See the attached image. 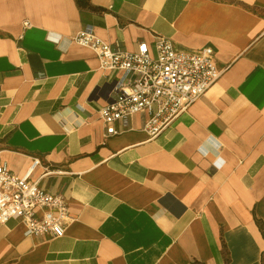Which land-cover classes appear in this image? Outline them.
Returning a JSON list of instances; mask_svg holds the SVG:
<instances>
[{
    "label": "crops",
    "instance_id": "crops-1",
    "mask_svg": "<svg viewBox=\"0 0 264 264\" xmlns=\"http://www.w3.org/2000/svg\"><path fill=\"white\" fill-rule=\"evenodd\" d=\"M0 0V159L66 197L65 236L0 221V264H264V0ZM30 21L31 25L25 26ZM156 35L228 69L164 133L107 136L116 77L74 37Z\"/></svg>",
    "mask_w": 264,
    "mask_h": 264
},
{
    "label": "built area",
    "instance_id": "built-area-1",
    "mask_svg": "<svg viewBox=\"0 0 264 264\" xmlns=\"http://www.w3.org/2000/svg\"><path fill=\"white\" fill-rule=\"evenodd\" d=\"M30 21L25 26H30ZM74 40L91 48L100 69L113 77L115 97L99 108L106 124V135L118 134L116 123L128 121L134 114H148L144 130L156 137L170 128L180 116L221 79L228 66L216 61L215 48L206 45L198 52H187L162 35L151 46L140 41L136 51H126L100 38L92 25L86 26ZM40 164L35 159L24 175L11 170L0 159V221H22L29 236H65L74 221L66 197L54 194L32 175Z\"/></svg>",
    "mask_w": 264,
    "mask_h": 264
},
{
    "label": "trees",
    "instance_id": "trees-1",
    "mask_svg": "<svg viewBox=\"0 0 264 264\" xmlns=\"http://www.w3.org/2000/svg\"><path fill=\"white\" fill-rule=\"evenodd\" d=\"M78 1H79V4L82 5V2L80 0H78ZM262 230H263V233H264V228H262ZM197 264H199V263H197Z\"/></svg>",
    "mask_w": 264,
    "mask_h": 264
}]
</instances>
